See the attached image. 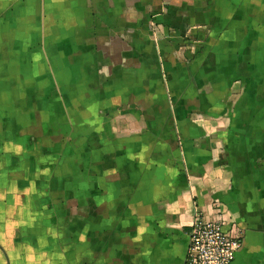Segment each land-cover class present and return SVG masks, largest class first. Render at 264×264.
Listing matches in <instances>:
<instances>
[{"label":"crops","instance_id":"obj_1","mask_svg":"<svg viewBox=\"0 0 264 264\" xmlns=\"http://www.w3.org/2000/svg\"><path fill=\"white\" fill-rule=\"evenodd\" d=\"M197 217L264 264V0H0V264H188Z\"/></svg>","mask_w":264,"mask_h":264},{"label":"built area","instance_id":"obj_2","mask_svg":"<svg viewBox=\"0 0 264 264\" xmlns=\"http://www.w3.org/2000/svg\"><path fill=\"white\" fill-rule=\"evenodd\" d=\"M238 237L228 235L218 222L197 217L189 234L188 264H233L242 248Z\"/></svg>","mask_w":264,"mask_h":264}]
</instances>
